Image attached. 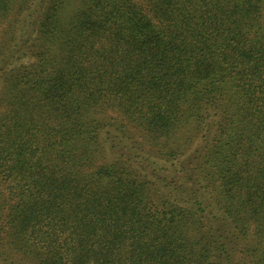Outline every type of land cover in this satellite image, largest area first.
<instances>
[{
	"label": "trees",
	"instance_id": "obj_1",
	"mask_svg": "<svg viewBox=\"0 0 264 264\" xmlns=\"http://www.w3.org/2000/svg\"><path fill=\"white\" fill-rule=\"evenodd\" d=\"M0 264H264V0H0Z\"/></svg>",
	"mask_w": 264,
	"mask_h": 264
}]
</instances>
